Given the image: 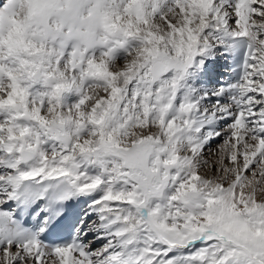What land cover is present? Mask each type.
<instances>
[{
	"label": "bare ground",
	"instance_id": "1",
	"mask_svg": "<svg viewBox=\"0 0 264 264\" xmlns=\"http://www.w3.org/2000/svg\"><path fill=\"white\" fill-rule=\"evenodd\" d=\"M22 1L25 3V15L15 17L14 11L20 8ZM217 1V4L228 1L229 6L233 2L232 8L235 9L233 14H236L238 18L237 29L233 33H229L225 28L221 30V26H224L226 19H221L218 14H215L217 16L214 20H210L209 16L219 10V6L217 7L215 4ZM178 2L181 3L178 6V17L172 18L175 19V22L167 21L169 24L163 25L153 16V10L172 9L173 5L178 4ZM184 2H186L185 6ZM255 3L256 0H5L4 5L0 8V85L1 80L12 74H18L21 78H24V82L23 85H18L14 81V83L11 82L10 99L0 102V118H6L9 122L5 129L0 127V137L7 134L10 138L9 145L5 146L8 157L4 164L12 168V172L8 176L10 188L7 189L11 191L10 196L7 198L5 196V200L0 199V248L5 247V249H8L11 245H16L17 249L22 247L21 254L24 259L29 260L30 263L33 256L34 262L36 261L38 264L44 263L46 259L53 261L55 258H59L57 264H79V260L82 259V253L80 252H84L86 257L91 256V254H88V250L75 249L73 246L57 249L45 247L36 241V238L31 237L28 232L17 230L11 226L12 209L6 210V207L12 199L15 200V203H19L21 193L24 190L27 191L36 183L64 176L73 189L69 205L80 212V217L82 216L81 206L92 201L96 202L90 205L89 212L82 216V219L89 218L92 213H96V210H102L99 215L105 217V209L108 208L110 199L113 197L114 185L113 181H106L108 178L106 173L108 172L100 171V166L98 167L97 162L93 161L94 159L92 160L93 157H80L74 154L73 151H69L73 143L72 140L76 135L74 133H77L75 128H73V133H70L71 126H66L68 128L67 133H70L69 139L66 138L70 142L67 141L68 144H66L61 142L60 139L54 138V133L48 129L47 125L50 121L55 122L58 118H63L60 109L66 106H61L60 100L62 98L64 105L68 103V100H70V103L74 101V105L79 104L77 101L80 98V86L82 82L89 83L91 78L88 71L90 70L93 71L91 75L108 77L111 88L114 86L111 89L112 105L108 109L107 120L115 122V119L120 118L119 106L122 104L128 110L126 97H121V93L123 90L125 94L128 93V90H126V75L131 73H122L121 77L113 69L111 70V67H108V62L114 58L115 60L125 58L134 46H139V49L135 56L136 59L130 63L133 65L131 72H136V69H138L135 77H138L139 74L141 79L139 80V77L135 78L133 92L134 95L140 97V108L146 109L147 117L159 119V124H161L159 133H166L172 128L171 138L175 142L185 141L187 143L185 146L197 154L203 148L202 146L210 148L214 143L216 144L219 135L214 136L212 141L211 139L207 140L209 143H206L207 141H203L202 135L199 137L198 134L200 133H197L198 129L201 131L205 124L202 125L200 121H197L198 111L196 112V110L198 109L190 96L193 88L191 82L194 80L193 84L197 83L198 87L205 89L207 83H211L210 79L206 77L207 75L212 77L216 74L215 76L220 77V74L227 73L224 65V55L231 53L230 43L233 37L245 36L253 43L255 42L256 27L250 17V15L258 14L257 9L255 11L253 9ZM221 7L224 6H220V9ZM171 14L174 15V13ZM166 17H170V14ZM207 30H209L210 35ZM214 32L216 35H220V38L218 37L221 43L219 50L222 53L219 52V55L217 53L212 54V51H209L210 49L206 51L204 48L205 42L198 41L199 37H203L204 41L207 40L208 35L212 36ZM168 47H171L174 52L173 57L167 54ZM104 49H107V51L104 52ZM106 53L108 56L105 55ZM255 53L253 52L254 55ZM97 58H102V60L94 63ZM156 59L165 62L164 67L170 66L172 68L167 70L166 67V75L158 79V83L153 80L150 81L149 85L145 84L143 82L146 80H143V78H146V76L143 77L141 74L143 72L148 75L147 78L150 77L151 65L152 62H156ZM253 59L255 60V56ZM192 68H195L196 71H192ZM216 68L223 69L215 71ZM67 71H71L69 76L66 73ZM194 72H197L195 78ZM211 73L213 74L211 75ZM220 79L226 84L225 88L218 89L216 95L217 100L221 103L236 100V102L242 101L244 106L248 102L247 97H245L246 93L253 94L254 92L249 88H245L243 81L238 85H233L231 79H226L224 76ZM233 86H239V94H233ZM155 88L158 90L156 94L154 93ZM23 89L28 90L30 98L27 100L22 99V103L18 104ZM259 90L261 91H256V95L261 97L260 100L264 108V82ZM46 93L48 95L45 97ZM150 94L157 97L153 98ZM252 100L253 98L250 99V105H256L257 103ZM149 102L153 103L154 106L150 105ZM47 104H50L51 108L45 113L40 111V106ZM250 105L249 110H254L255 106L250 108ZM263 112L264 110H262ZM262 113L259 116V119L262 120V126L258 129L259 132L264 131V115ZM126 116H129V114ZM38 119H43L45 124ZM40 127L43 129L42 133L38 130ZM75 127L77 128V126ZM25 134L27 137L28 134L30 137L34 136L36 146L37 158L30 163H23L19 155V146L27 141ZM249 137L255 143L250 148H248L247 143L241 142V145V143L235 141L233 146L230 145L222 149V157L225 153L235 157L241 152L244 154L243 159L247 163L248 155L246 152H248L250 158L260 157L264 165V139L259 136H255L253 139L252 135H249ZM51 145L55 146L54 149L52 148L55 155L46 158L47 149ZM242 149L246 151H242ZM192 158L185 159V166L182 165L183 169L188 170V168L194 166ZM108 160L109 164L112 157L110 156ZM239 162L240 159H236L234 168L240 167ZM213 176L211 174L207 178L209 180L213 178L210 181L215 183ZM90 185L99 186L98 194L92 197L82 196L79 188ZM168 200L160 201L158 208H161V211L170 208L172 199ZM42 212L41 209H37L35 216L41 215ZM139 212L132 211L131 213L130 211L128 215L131 216L130 214H132L138 217L136 213ZM107 218L103 220L105 224L113 219L109 215ZM117 218L112 220L115 224L106 225L108 232H110L111 225L119 233L118 230L122 227ZM124 227L123 229H125ZM122 233L125 238L126 233ZM119 235H121V232ZM140 252L139 249H136L130 255H126L127 258L123 259L121 264H133L134 261H137L138 264H156L147 262L146 256ZM11 259H14V256L9 257V261ZM116 264L120 263L116 261Z\"/></svg>",
	"mask_w": 264,
	"mask_h": 264
},
{
	"label": "rangeland",
	"instance_id": "2",
	"mask_svg": "<svg viewBox=\"0 0 264 264\" xmlns=\"http://www.w3.org/2000/svg\"><path fill=\"white\" fill-rule=\"evenodd\" d=\"M3 1L5 2V0H1L0 8L4 5ZM186 2L183 3L184 6ZM227 2L221 3L219 1L221 4H217V1L215 4L217 7L219 6L218 9L221 11L217 10L216 7L217 12H213V14L211 12L214 16L210 15L209 17L212 21L217 16L215 14H218L221 19H226L224 26H221V30L225 28L229 33H233L237 29L238 18L236 14H233L235 10L232 8L233 2L231 6ZM180 4V2L174 4L172 9L153 10V16L163 25H168L169 22L167 21L175 22V19L172 18L178 17V6ZM220 6L224 7L220 9ZM24 7L25 3L22 1L20 8L14 11V16L23 17L26 11ZM253 9L258 11L257 15H253L254 17L250 15L256 27L254 53H257L253 54L255 60L253 59L244 81V87L254 91L253 94L247 96L248 102L244 106L243 104L242 106H234L233 102L221 103L215 101L218 84H209L208 82L207 87L204 89L198 87L197 83L193 84L194 80L191 82L193 85L190 95L191 100L198 109H195L196 112L198 111L196 118L197 121H200V124H205L201 131L200 129L197 131V133H200L198 134L199 137L202 135L203 141L206 142L209 139L212 141L214 136L219 135L216 144L214 143L210 148L202 146L203 148H201L199 154L191 151L192 149H188L185 146L187 145L185 141L175 142L171 138L172 128L168 132L160 134L159 127H161V124H159V119L147 117L146 109L140 108V97L134 95L133 84L135 78L139 77V80L141 78L139 74L138 77H135L138 69H136V72H131L133 65L130 64L136 59L135 56L139 46L131 48L125 58L121 60H115L114 58L108 62V67H111V70L113 69L119 75L127 72L131 73L126 75V90H128V93L125 94L124 90L121 93V97H126L128 110L121 104L119 106L120 118L113 119L115 122L107 120V112L112 105L111 89L114 86L111 88L108 77L91 75L92 70L88 71L91 78L89 83L82 82L80 86V98L77 101L79 104L74 105V101L70 103V100H68V103L64 105L63 98L60 100L61 106H66L60 109L63 118H58L55 122L50 121L47 125L48 129L54 133V138L68 144L70 142L68 137L75 128L77 133H74L76 134L74 140L70 139L73 143L70 144L69 151H73L74 154L80 157H93L92 160L94 159L93 161L97 162L98 167L100 166V171L108 172L106 173L108 177L106 181H113L114 184L113 197L110 199L109 205L111 209L109 206L105 209V217L107 218L109 215L113 219L109 222L106 220L107 224H105L103 220L106 218L99 215L102 210H96V213H92L88 218L89 220L83 223L81 245L83 249L88 250V254H91V256H89L90 258L86 257L84 252H80L82 253V259L79 260V264H83V262H85L84 264H89V262H91L90 264H116V261L121 264L123 259L127 258L126 255H130L136 249H139L146 256L147 262L156 264H264L263 161L258 156L254 159L253 157L250 158L248 152H246L248 155L247 163L244 161V154L241 152L235 157L226 153L223 154V157L221 155L222 149L230 145L233 146L235 141L239 144L241 142L247 143L248 148H250L255 143L249 135H252L253 139L255 136L264 139V131L259 132L258 130L262 126V120L259 119V116L264 108L260 100L261 97L256 95V91H261L259 87L264 82V0H256ZM171 13H174V15ZM168 14H170V17H166ZM207 31L210 35L209 30ZM214 34L212 36L208 35L205 41L203 37H199L198 41L205 42L204 48L206 51L210 49L209 51H212V54L217 53L219 55V52L222 53L219 50V47H221L220 35H216L215 32ZM207 41L209 42L207 43ZM106 51L107 49H104V52ZM166 52L170 57L174 56L171 47H168ZM105 55L108 56L107 53ZM101 60L102 58H97L94 63ZM156 62L163 65L165 63L161 59H156ZM165 67H167V70L172 68L170 66ZM191 70L196 71L195 68ZM70 72H66L68 76L71 74ZM141 75L146 76V78L148 76L143 72ZM151 76L152 71L150 77L143 78L148 82L143 83L149 85L150 81L153 80L158 83V79L163 77L154 79ZM196 76L197 72H194V78ZM23 79L18 74H12L1 80L0 102L10 99L12 83L23 85ZM157 91V88H155L154 93L156 94ZM209 92L212 94H209ZM46 95L48 94L46 93L44 96L46 97ZM150 96L157 97H154L153 94H150ZM29 98L28 90L23 89L20 102L17 103H22V99L27 100ZM251 98L257 104L254 105L255 109L250 111ZM151 101L153 102L152 98ZM28 102L31 103L30 100ZM149 103L154 106L153 103ZM50 104L40 106V111L47 112L51 108ZM254 106L250 105V108ZM263 113L262 115H264ZM127 114L129 116H126ZM57 115L59 114L57 113ZM6 120V118H0L2 129L9 125L8 120ZM41 120L45 124V121ZM66 126H71L70 133H67L68 128ZM38 130L40 133L43 132L41 127ZM25 136L27 137L26 134ZM9 143V136L3 134L0 137L1 200H5V196L7 198L11 192L7 189L10 188L8 176L12 172V168L4 164L8 157L6 147ZM34 143V136L30 137L28 134L27 141L19 146V155L22 146L36 149ZM206 143H209V141ZM50 147L47 149L46 158L55 155L53 151L55 146L51 145ZM58 150L60 149L58 148ZM242 151L246 150L242 149ZM108 153L109 155L111 153L110 156L112 157L109 164L108 158L110 156ZM188 157H193L194 166L185 170L183 166H185L184 162ZM218 158L219 160H217ZM236 159H240L239 168H234ZM145 171L153 175L151 182L147 180ZM211 174L214 175L215 183L210 181L213 178H210V180L207 178ZM194 192L198 193V197L193 196ZM170 198L172 199L170 208L161 211V208H158L160 201L171 200ZM95 202H88L81 206L84 215L89 212L90 205ZM125 208L126 211L124 212ZM128 211H131V213L132 211H140V215L136 213L138 217L132 214L129 216ZM114 218H117V221L121 224L122 230H118L119 233L111 225L110 232L107 231L106 225L115 224L112 221ZM120 232L121 235H119ZM122 232L126 233V240ZM21 253L22 247L17 249L16 245H11L8 249H5V247L0 248V264H38L36 261L34 262L33 256L32 261L29 263V260L26 261ZM77 254L81 256V254ZM12 256H14V259L9 261V257ZM47 260L44 262L45 264H57L59 262V258H55L53 261L49 259L48 262ZM133 264H138V262L134 261Z\"/></svg>",
	"mask_w": 264,
	"mask_h": 264
},
{
	"label": "water",
	"instance_id": "3",
	"mask_svg": "<svg viewBox=\"0 0 264 264\" xmlns=\"http://www.w3.org/2000/svg\"><path fill=\"white\" fill-rule=\"evenodd\" d=\"M166 69L163 65L160 63L155 62L153 64L152 73L155 78H159L165 73ZM36 157V153L32 149L24 148L22 150V161L24 163H27L31 160H33ZM146 176L149 180L152 179V176H150L148 173H146ZM99 186L98 185H90V186H84L80 188V193L84 196H94L98 193ZM194 197H198V193H193Z\"/></svg>",
	"mask_w": 264,
	"mask_h": 264
}]
</instances>
